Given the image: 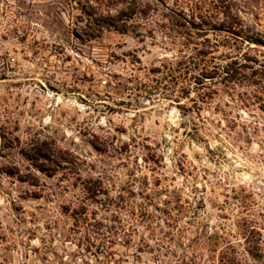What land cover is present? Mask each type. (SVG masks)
<instances>
[{"label": "rangeland", "instance_id": "374dc122", "mask_svg": "<svg viewBox=\"0 0 264 264\" xmlns=\"http://www.w3.org/2000/svg\"><path fill=\"white\" fill-rule=\"evenodd\" d=\"M232 22L264 43V0H0V264H264V46ZM198 51L244 66L196 89Z\"/></svg>", "mask_w": 264, "mask_h": 264}, {"label": "trees", "instance_id": "16d2710c", "mask_svg": "<svg viewBox=\"0 0 264 264\" xmlns=\"http://www.w3.org/2000/svg\"><path fill=\"white\" fill-rule=\"evenodd\" d=\"M134 11L135 9L132 10V12ZM134 14H136V11L128 15H125V13L123 12H118L116 15L113 16L108 15L102 20H95L96 24L98 25V32L101 33L105 29H113L118 32H125L127 30V24L133 18ZM187 24L188 23L185 22L179 28L186 29ZM223 28L224 29L222 31L228 34L229 37L233 38L234 41L241 40L242 42L246 41L249 45L252 44L256 46H264L263 41H261L260 39H254L253 37L244 36L242 27L241 25H238V23L232 22ZM189 58V60L195 62L193 69L196 72L192 75V78L193 84L195 85L196 89H207L208 83L214 82L215 80H217L218 77L222 78V80L232 79L234 77V74H236L237 72L236 69H241L244 66L235 59L230 60L229 62L227 61L224 65L220 66V68L218 67L219 65L215 63H213L212 66L203 65V67L200 68L198 62H204L206 60H209V63H211L212 61H215V58L210 56L209 52L198 51L195 57ZM169 72H171V70H169ZM219 74H221L222 77H220L221 75ZM37 168L41 172H46L44 169H42L41 166ZM224 249L225 250L221 253L220 257H237L236 253H234L233 250L232 252H230V245H226Z\"/></svg>", "mask_w": 264, "mask_h": 264}]
</instances>
